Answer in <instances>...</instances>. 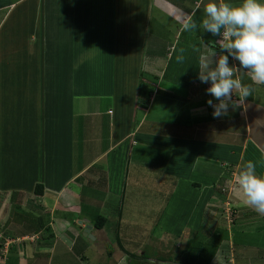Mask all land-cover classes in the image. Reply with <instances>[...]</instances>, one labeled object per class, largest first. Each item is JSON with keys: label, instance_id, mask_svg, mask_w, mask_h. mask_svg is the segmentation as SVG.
<instances>
[{"label": "crops", "instance_id": "0c3cea01", "mask_svg": "<svg viewBox=\"0 0 264 264\" xmlns=\"http://www.w3.org/2000/svg\"><path fill=\"white\" fill-rule=\"evenodd\" d=\"M37 2L36 7H33L35 11L32 10L35 15L34 18L37 19L36 22L35 20L33 21L36 27L39 25L41 30H43L47 25H57L56 20L58 17L55 16L53 11L50 10L51 14H49L47 21H45L43 14L45 12V4L50 2V0H37ZM150 2H152L151 5L155 9L167 17L165 27L162 26L164 25L163 22L156 25L154 29V32L158 33L160 37L162 33L167 32L166 36L160 40V43L156 44L157 47H155L156 45L154 46L155 50H160L163 47L162 42H164L166 53L152 55L153 58H161L159 60H163L161 61V65H163L161 72H147L148 74L143 76L142 71L138 68V61L140 56H142L141 50L147 40L146 34L149 29L147 11H150L151 5L149 3H144L143 7L139 5L138 9H136L138 12L130 14L132 16L128 15V8H123L117 17L119 20L118 25L120 26L119 30L121 31L116 30L120 37L119 42L116 41V43H120L121 48L116 54L120 56L119 60L124 64V68L130 59V54H132L134 56L133 59H136L135 67L138 70L128 71L130 69L126 66L128 70L122 76L124 85L120 88H113L111 92L113 96L110 102L113 101L114 105L112 108L109 107L110 105H108L107 110H103L100 107L103 113H98L96 100L94 99L93 102L95 103L89 106V110L84 107L85 110L83 112L84 115H87L88 110V116L95 118L101 116L100 121L97 118L96 123H91V125H94V130L101 129L103 137L107 136V145L105 149L94 153L93 157L88 158L87 162L76 171L71 174L65 173L64 178L61 172L56 177L47 180L44 177L36 180L38 177L32 176L30 179L36 180L33 184L34 187L36 183L43 184V191L39 195L34 193V188H32L31 193L26 190L24 191L25 194L22 192L21 199L18 190L11 189L6 191V193L9 192L11 194V201H14V196H19L18 201L20 202L16 203V206H20V209L17 210L16 206H14V212L8 213V221L10 223L5 221L10 225L9 228L12 233H10L11 236L6 238L5 242L15 241L12 235L17 236V239L23 240L27 238L33 240L38 233L41 236L37 238L38 244H35V242L34 244H29L27 242V244H19L20 248H17V246L16 248L10 247L9 250L7 246L2 245L3 239L0 238V264H53L54 255H56L54 253H56L57 249L59 250L58 246L61 242L64 244L63 249L66 250V255H71L73 264L78 262L79 264H87L86 254L89 246L87 245V240L80 236V230L85 226L84 219L90 222L92 218L90 212H99L106 217L104 231L107 230V226H110L111 223L113 227L116 226L118 228L120 223L124 221V218L122 221L123 215L121 216L120 212L123 211L121 204L125 202V198L130 199V197H133L137 201V197H139V203H141L143 202L142 200H146L147 197L152 195L148 180H156L154 162L155 165L157 161L162 162L160 175L163 181L161 187H163L158 190H163L165 184L174 185V188L169 191V200L164 210L158 212L155 223L158 226L161 222L168 221L169 227L162 226V231L158 230L157 232H160L159 235L174 237L173 242L179 240L182 242L181 244L190 241L195 243L204 241V238L201 240L194 239L200 235V228L208 227V221L211 220L212 215L211 211H214V206L217 205L219 197L221 196L222 198L216 184L224 179V170L222 168L224 160L232 162L238 172L247 162L252 161L256 165L257 174H264V84H255L251 80L250 75L246 71L241 70L238 76L243 84L252 86L254 89L252 96L245 98L244 104L235 110L230 106L228 115L214 118L212 115L213 108L207 104V100L213 99L214 103H218V101L206 92L210 82L206 84L200 81L198 64L202 56L209 57L212 53H216V56H219L221 53L218 49L210 47L204 40L216 43L221 37L214 36L201 29L197 35V38L202 40L200 47L188 43L189 39L185 42V39L181 38L184 20L191 16L199 24L204 16L203 10L207 0H151ZM229 2L239 3L240 0H229ZM31 6L32 4L27 0H0V71L2 72L0 80H3V83L6 79L4 73L10 71L8 68L18 65H21L20 67L26 66L23 73L20 71L19 76H14V78H19L17 81L14 79V82H22V80L25 82L26 78L29 82H32L36 69L34 71L30 69L27 62L30 59L27 55L29 51H32V54L36 53V51L42 52L43 44H45L46 51H43L44 55L45 53L47 56L53 54L51 50L49 51L48 45L43 43L45 39L43 35L41 37V33L38 30L37 32L34 30V34L31 33L28 39L30 45L25 43L28 29L21 25L27 24L30 9H32ZM76 17L77 14L74 9L66 19L75 22L73 19ZM133 30H135V34ZM123 32L126 33L128 40L122 39L125 37ZM140 32H142V35ZM23 33L26 34L25 37H23ZM131 33L134 35H131ZM139 33L140 35H137ZM37 34L40 36H37ZM109 36L108 34L107 38ZM140 36L141 38L139 39ZM105 41L108 42L107 39ZM108 44V47H111L113 43L109 41ZM181 48L184 49V60L178 62L176 57L181 54L179 51ZM189 49L195 52L193 60L189 59L188 54H186ZM229 63L238 65L239 62L229 57ZM156 67L158 70L159 66ZM112 68L113 66L106 67L108 69L106 74L100 69L92 77L98 80L100 75L106 77L109 75L112 83L117 85V77L112 78L115 76ZM42 75L40 74L37 77L40 87L37 85L34 89L30 88V90L32 89L31 92H33V98H37L38 102L37 110H39V113L37 119L34 120L30 112L28 113L30 114L28 121H25L27 113L23 115L24 120L20 115L17 118L18 122L14 125L15 127H13L9 135L12 143L10 148L7 147L6 143L3 142V145L0 143V146H3L2 149L7 150L5 156V151H0V153L2 152L0 154V179H3L2 186L8 185L7 181H15L20 184L27 173L26 171L32 168V171H35V169L39 168L37 167L38 165L41 167L40 172L42 173L43 161L50 160V158L58 161V155L61 152L65 153L64 157L66 160L70 159L72 155L71 148L73 147L71 146L70 133L71 114L73 112L70 103H75L77 100L75 96L83 97L89 94L96 98L102 93V90L101 92L99 90L90 94L85 91L75 92L77 90L72 91L69 89L60 97L55 94L54 97H51V101L53 103L54 100V103L47 105ZM139 76L142 81L148 82L149 86L152 85L153 91H151L150 98L146 102L145 97L139 94L141 89L139 87ZM20 98L26 100L28 97L21 92ZM234 99L238 98L234 95ZM141 101L143 102L142 104H140ZM25 105H27V101H25ZM59 106H62L61 110H59ZM118 112L128 116L121 120L123 117L117 114ZM20 113L22 114V112ZM103 115L107 118L104 119ZM55 116L68 120L66 126H64L67 132V137L64 141L59 142L58 138H56V132L60 131L63 134V131L55 124ZM169 116H171V119H168ZM39 118H41L40 121L38 120ZM173 120L178 123L179 133H174L175 135L168 132L169 129L167 127L171 125ZM125 121L129 125L123 128V122ZM24 122L30 127L28 128ZM103 123L106 124V127L107 125L111 127L107 131L105 128V133H103ZM158 125L161 129L164 128L160 133L157 132ZM188 128L191 129L190 132H186ZM29 129L30 135L28 134ZM52 134H55V136ZM12 146L18 147L16 152L10 151ZM62 146L65 147V151L60 150ZM156 153L162 156L156 158ZM35 154H38V156L36 155L35 157ZM145 155L147 157L146 161L143 158ZM221 155L225 159L221 158ZM136 156L137 158H135ZM163 157H165L164 161ZM136 159L141 160L137 161ZM102 161L104 168L107 170L105 173L99 168L98 163ZM199 164L201 165L199 166ZM124 165L126 169L123 171ZM92 169H95L93 170L94 177L89 179L87 172ZM102 174H105L103 175L106 177L105 182H102L100 177ZM112 178H115V180H112ZM86 183L87 193L84 187ZM11 187L12 185L9 188ZM104 193L107 194V199L103 202V199H100ZM91 195L96 196L95 198H90ZM232 196L240 204L237 208L242 211L243 215H255L249 223L236 225L240 229L236 230L237 227L234 229L235 238L238 234L249 237L248 232L253 235L252 224L254 233H258L259 229H264V225L255 224L259 221L264 222V216L259 215L252 208L243 204L236 194V187ZM89 199L93 204L92 210H88L90 205L87 202ZM114 199L116 203L111 208V203ZM185 203L188 204L187 220L183 221L180 227L171 229L170 225L174 223L173 215L178 213V216L182 218L181 211H183ZM56 204H58L57 209L55 208ZM117 204H120L118 208H116ZM74 205L79 207L78 211H73ZM85 207L87 208V215L83 212ZM65 210L71 211V219L65 218ZM29 213L34 217L42 216L48 218L45 220L48 221L47 224L53 234L47 235L41 229L42 227L36 232H31L28 227L24 230V227L22 228L20 224L24 223L28 226L25 219H28L26 215H30ZM109 218L112 219L111 222H109ZM73 219H76L75 224ZM78 220L79 222H77ZM175 220L179 221L181 219ZM57 221H60L64 227L60 229V232L59 229L54 230L55 226H57ZM234 221L233 218V225L234 223L236 224V221ZM103 230H94L92 226L91 233L95 238H98ZM94 231L97 232V236ZM115 234L116 230L114 229V236ZM230 238L232 237L230 236ZM225 241L220 243L214 255L215 261L213 263L215 264L228 263L225 258H228V260L232 259L228 250L220 253L221 250L226 248ZM257 241L258 244L255 246L257 251L252 255V259L257 260L261 257L264 262V244L261 242L262 240L257 239ZM234 242V259L231 264H239V254L250 258V255L243 251V249L246 250L245 244L240 245L239 242ZM77 243H80L79 248H76ZM107 243L112 244L113 242L108 240ZM74 248H76V252H73ZM247 248H251V246H247ZM3 249L5 253L1 252ZM7 250L8 252H6ZM20 250H23V252H19ZM58 259L60 262L64 260V258Z\"/></svg>", "mask_w": 264, "mask_h": 264}, {"label": "rangeland", "instance_id": "374dc122", "mask_svg": "<svg viewBox=\"0 0 264 264\" xmlns=\"http://www.w3.org/2000/svg\"><path fill=\"white\" fill-rule=\"evenodd\" d=\"M30 4H32V9H30V16L27 21V24L21 25L22 27H26L28 29V35L26 37L25 43H29L28 41L29 37L31 36V33L34 34V30H38L41 33V37L43 35V43H46L48 45L49 51H52V55L47 56V54L43 53V51H46L45 44H43L42 52L36 51V53L32 54V51H29L28 57L30 58L27 62L29 63L30 69L33 71L35 70L34 77L32 78V82H29V80L26 78L25 82L22 80V82H16L19 80V78H14V76H19L20 71H24L25 66L20 67L14 66L10 69V71H6L4 73V76H6L5 82L3 83L0 80V143L3 142L6 143L7 147L10 148L12 145L9 135L11 134L14 125L18 122V117L21 115L22 119L24 120V116L27 113V117L25 121H28L30 119V114L34 120L37 119L39 110L38 108V102L37 98H33L30 88H36V86L39 85V80L37 77L42 75V81H43V89L45 92V101L47 102V105H51L53 103L51 101V97H54L55 94H57L59 97L62 96L67 90H77L75 92H87L92 94L95 91H99L102 93L99 97L90 96H83V97H77L75 96V103L71 102L70 106L72 108V114H71V125H70V133H71V148L72 155L70 159L66 160L64 157L63 152H61L58 155V161L53 160L50 158V160L43 161V171L40 172L41 167L38 165L37 170L32 171V169L27 170L24 178L22 179L21 183L15 181H7L6 186H2L3 179H0V238L3 240V246H7L8 250L9 248H20V245H23L24 243L27 244H38V236L40 237L41 234H37L36 238H33V240L27 238L26 240L23 239H17V236H14L15 241L5 242L6 238L8 236H11L10 233H12L10 230V225L7 223L9 220V214L11 211H13L14 206H16V203L18 204L20 201H18L19 196L21 199L22 192L25 194V190L27 192L32 191V188H34V182L36 180H39L41 178L52 179L56 177L57 174L61 172L62 177L64 178L65 173H73L76 171L80 166H83L88 158L93 157V154L96 152H100L103 149H105V146L107 145V136L103 137L101 129L94 130V125H91V123H96L97 118L100 121L101 116H98L97 118L88 116V110L89 106L95 102L96 100V108L98 109V113H103L102 110H100V107L104 110L109 107H113V101H111L113 94L111 93L113 88H120L124 85L122 82V76L126 74L127 70L126 66L130 69L128 71L138 70V68L142 71L143 76L147 75V72H157L160 71L163 68V65H161V61L156 58H153L152 55L160 54V51H163L164 53V42H162L163 47L160 48V50L156 49L157 45L160 43V40L164 38L167 34V32L162 33L161 37L158 35V33L154 32L155 26L163 23L164 26L167 24V17L161 12H159L157 9H155L149 0H50V2H47L45 4L44 8V16L45 21L48 20L49 14H51V11L55 13V16L58 17L56 20L57 25L49 26L41 30L40 26L34 24L37 19H35V15L33 14L35 11L33 7L35 8L37 5V0H27ZM144 3H149L150 11H147V16L149 17V29L147 30V40L145 41V44L142 47L140 59L138 61V68L135 67L136 59H133L134 56L130 54V59L127 61V64L125 65L119 60L120 56H118L116 53L121 48L120 43L118 40L120 39L119 35L117 34L116 30L120 29V26L118 25L119 20L117 17L119 16L120 11L124 8H128L127 13L129 16H132L130 14L138 12L139 5H144ZM28 9V8H27ZM76 10L77 17L73 20L75 22H71V20H67V16L69 13L73 12V10ZM33 10V11H32ZM51 10V11H50ZM80 15H79V12ZM143 12V11H142ZM27 14V13H26ZM117 19V20H116ZM35 20V22H33ZM117 25V26H116ZM26 30V29H25ZM31 30V31H30ZM151 30V31H150ZM121 31V30H119ZM201 31V29H197L195 31H185L182 37L188 36V37H194L195 35H198V33ZM19 32V31H18ZM124 33V32H123ZM133 33L135 34V30H133ZM131 33V35H134ZM142 35V32H140ZM137 34V35H140ZM108 34L110 35L108 38ZM125 37L122 39H127L126 33ZM25 33H23V37H25ZM122 35V33H121ZM37 36H40L37 34ZM17 37V35H16ZM141 36L139 37V39ZM24 39V38H23ZM22 39V40H23ZM111 41V47H108V42L105 40ZM223 42V41H221ZM108 44V45H107ZM157 44V45H156ZM156 45V46H155ZM19 46V44H18ZM25 46V45H24ZM23 46V47H24ZM110 46V45H109ZM155 46V47H154ZM30 50V49H29ZM35 51V50H34ZM186 53V52H185ZM165 54V53H164ZM189 59L193 60L194 58V50L189 49L187 51ZM135 55V53H134ZM207 56V55H206ZM201 58V57H200ZM10 59V58H9ZM117 63V64H116ZM116 64V65H115ZM112 72L118 79L117 85H114L110 79V76L107 77L104 75H100L98 77L99 79L96 80L92 77V75H95V72H98V70L102 69L103 72L108 73V69L106 67H111ZM159 66L158 70L156 69ZM91 67V68H90ZM22 69V70H21ZM2 72L0 71V75ZM137 74V73H136ZM14 79L16 80L14 82ZM115 80V79H114ZM139 80H141L139 76ZM38 82V84H37ZM74 83V85H73ZM10 87V88H8ZM38 89V87H37ZM63 89V90H62ZM15 90V91H14ZM21 92L24 94V96L28 97L25 101H27V105H25V101L20 98ZM40 95V94H39ZM92 97V98H90ZM109 98V99H108ZM115 103V102H114ZM143 102L141 101L140 104ZM139 106V105H138ZM137 106V107H138ZM24 107V110H23ZM30 107H33L30 109ZM84 107H87V115H84ZM62 109V106H59V110ZM115 109V108H114ZM119 109V108H116ZM23 110V111H22ZM28 110V112H27ZM22 112V114L20 113ZM30 112V114H28ZM24 113V114H23ZM117 114H120L118 112ZM123 118L121 120L125 119L128 115H122ZM105 118L104 115L102 116ZM264 117V115H263ZM168 119H171V116H169ZM228 119V118H227ZM39 121L41 118L38 119ZM120 120V121H121ZM55 124L59 129L63 131V134L60 131L56 132V138H58L59 142L64 141L67 137V132L64 126H66V122L68 120L66 118H60L59 116L54 117ZM23 122V121H22ZM25 123V122H24ZM118 124V123H117ZM124 127H128L129 123L127 121L123 122ZM25 125H27L25 123ZM28 126V125H27ZM30 126H28L29 128ZM157 132H161L164 130L161 129V127L158 125ZM170 133H179L178 131V123L176 121H172L170 126H167ZM107 129H110L111 127L103 123V133H105ZM119 128V126H117ZM122 128V129H123ZM177 128V130H175ZM15 131V130H14ZM191 129L188 128L186 132H190ZM37 133V131H35ZM69 133V132H68ZM28 134L30 135V129ZM55 136V134H52ZM102 135V136H101ZM175 135V134H174ZM52 136V138H53ZM42 138V137H41ZM2 147L0 146V151H2ZM4 149V148H3ZM18 147L12 146V150L10 151H17ZM65 147H60V150H64ZM5 151V150H3ZM7 151V150H6ZM6 151L4 156L6 155ZM161 152V151H160ZM159 152V153H160ZM2 153V152H1ZM0 153V154H1ZM156 153V158L161 157L162 155ZM38 156V154H35ZM1 156V155H0ZM135 156V155H134ZM13 157V156H12ZM137 158V156L135 157ZM141 158V157H140ZM144 160H147L146 155L143 157ZM221 158L225 159L224 156L221 155ZM227 158V155H226ZM142 159V158H141ZM141 159H136L141 160ZM165 157H163L164 161ZM71 161V162H70ZM135 161V159H134ZM156 161V160H155ZM99 168L101 171H104V173L107 171L104 168L103 161L99 162ZM161 161H157L156 165L154 162V169L156 172V180L154 181L152 179L148 180V183L150 189H152V195L146 198V200H142L143 202L139 203V197H137V201L134 200L133 197L125 198V202H122L121 207L123 211H121L122 221L124 218V221L120 223L118 226V233H119V240L115 242L117 239L114 236V229L117 230L116 226L113 227V224L111 223L110 226H107V230H103L100 234L101 238L99 240H89L87 242V245H89V250H87V257L89 264H95L97 261H99V264H105L108 261V255L114 254L111 256L110 263L113 264H189L187 263V254L188 249L191 247V251L193 250V253L189 256L188 261L191 264H212L214 260V255L217 252V249L220 245L221 238L219 237V243L218 246H213L215 243H210V240L215 239L219 234L220 231L225 230L228 232V237L225 241L226 248L221 250L220 253L225 252L226 250L229 251L230 257H232L231 260H228V258H225L226 262H231L234 259V241L239 242L240 245L245 244L246 250L243 249V251H246L247 254L250 255V258L243 256L242 254H239V264H264L262 261V258H258L257 260L252 259V255L257 251L255 249V246L258 244V240H262L261 242L264 244V229H259L260 231L257 233H254V226L252 227V234L248 232L247 234L249 237L242 236L241 234H238V236L235 238V232L234 229L237 227V224H243V223H249L252 218L255 216L251 214L243 215L242 211H240L237 206L238 204L235 199L230 198L232 194H229V200L226 201V197L221 198L219 197V201L216 206H214V211H211V220H209V215L207 216L208 221V227H204L203 229L200 228L199 230V236L195 237L194 240L203 239L201 242L198 241L196 243H192L193 246H191L190 242H187L185 244H181L179 240H176L173 242L174 237L169 236H163L159 235L162 231L161 227H169V223L161 222L158 226L155 225L157 214L160 211L164 210V207L166 203L169 200V191L170 189L174 188V185L165 184V188L163 190H158L159 188H162L161 185L163 184L162 178H161ZM201 164H199L200 166ZM198 166V167H199ZM235 166L232 165V162L229 160H224L222 163V168L224 170L223 177L227 178L224 183L221 180L220 183H217V186H223V189H227L228 191L232 188L236 187L235 183V177L238 175V171ZM126 169V166L124 165L123 171ZM92 169L91 171L87 172V177L90 179L94 177ZM35 172V173H34ZM34 173V174H33ZM105 174H102L100 177L102 178V182H105L106 177L103 176ZM32 176H37L38 178L33 181L30 178ZM86 179V177L84 176ZM112 180H115V178H112ZM224 180V179H223ZM10 182V183H9ZM227 182V183H226ZM228 182H231L228 184ZM85 183V182H84ZM16 184V185H15ZM12 185L11 188H9ZM20 186V187H17ZM14 187H16L14 189ZM85 189L87 193V183L85 184ZM119 187V184H118ZM18 190L19 196H14V201H11V194L6 193V191L10 190ZM29 191H28V190ZM235 190V189H234ZM233 190V191H234ZM104 192V191H103ZM166 194V195H165ZM87 196V194H86ZM96 196V195H95ZM95 196L91 195V197L95 198ZM102 197V198H101ZM101 199H103V202L107 199V194L104 193L101 195ZM105 197V198H103ZM233 197V196H232ZM99 198V195H98ZM57 201V200H56ZM12 202V203H11ZM88 210H92L93 204L91 203L90 199L87 202ZM116 203V200L111 203V208L114 207ZM59 204V202H58ZM58 204H56L55 208H58ZM242 204V203H241ZM77 205V204H76ZM120 204H117V207ZM187 206L188 204L185 203L183 207V211H181V215L183 217L181 218L178 216V213L174 214V219L170 228L173 229L175 227H180L182 225L183 221H186V212H187ZM73 207V206H72ZM227 208H235V215L233 216L234 220L236 221V224L232 222H228L224 220L225 211H228L230 209ZM16 209L19 210L20 206H16ZM73 211L79 210V207L72 208ZM17 212V211H16ZM83 212L87 215V208L85 207ZM65 218L71 219L72 213L70 210H65ZM76 215V214H74ZM8 216V217H7ZM222 216V217H221ZM28 218V223L31 226V221L29 218V215H26ZM118 218V216H117ZM232 218V219H233ZM44 219H48L44 217ZM175 219H181L179 221ZM190 219V218H188ZM7 222H6V221ZM11 220V219H10ZM34 220H37V218H34ZM112 219L109 218V222H111ZM234 221V222H235ZM6 222V223H5ZM79 222V220L77 221ZM227 223V225H226ZM57 226H55L54 230L61 231L60 229H63V224L60 221L56 222ZM256 225H264V222H256ZM3 225V227H2ZM18 225V224H17ZM22 228L24 227V230L27 229L26 224L21 223ZM34 225V223H33ZM256 227V226H255ZM240 229L239 227L236 228V230ZM160 230L158 233L157 231ZM66 232V231H65ZM237 232V231H236ZM58 233V232H57ZM239 233V231H238ZM157 234V235H155ZM230 235V236H229ZM5 238H4V237ZM82 236V235H81ZM104 239H103V238ZM235 238V239H234ZM110 240L113 242L112 244H107L106 242ZM231 241L232 244H231ZM1 242V240H0ZM5 242V243H4ZM223 242V241H222ZM121 245L124 247V251L122 252L119 249L118 245ZM238 245V244H237ZM80 243L76 244V248H79ZM247 246H251V248H247ZM264 246V245H263ZM64 244L61 242L58 246L59 250L57 249L56 255H54L53 264H73L72 257L66 255V250L63 249ZM203 247V248H202ZM4 248V247H3ZM23 248V247H22ZM34 248V247H33ZM76 248H74L73 252H76ZM2 249V248H1ZM8 250L6 252H8ZM18 250V249H17ZM2 253H5L4 249L1 251ZM19 252H23V250H20ZM65 252V253H64ZM134 252L139 257L134 258L130 256L129 253ZM102 253H104L102 258ZM146 253L147 258H142L141 256ZM7 254V253H6ZM221 257V254H220ZM64 258L63 261H59V259ZM222 258V257H221ZM217 259V258H216ZM202 262V263H201ZM225 263V264H228ZM79 264V262L77 263ZM215 264V263H213Z\"/></svg>", "mask_w": 264, "mask_h": 264}, {"label": "clouds", "instance_id": "9594fccd", "mask_svg": "<svg viewBox=\"0 0 264 264\" xmlns=\"http://www.w3.org/2000/svg\"><path fill=\"white\" fill-rule=\"evenodd\" d=\"M203 11L199 24L189 16L182 28L189 32L199 28L220 36L217 42L223 41L218 43L221 49L219 56L216 53L202 56L198 64L200 81L210 82L206 92L218 101L214 103L213 99H208L207 104L213 108V117L220 118L228 115L230 106L235 110L244 104L245 98L252 96V86L243 84L238 76L241 70L246 71L255 84H264V0H240L239 3L207 0ZM179 51L181 54L176 59L182 62L184 49ZM229 57L238 61V65L230 64ZM234 95L238 99H234ZM235 183L236 194L243 204L264 216V174H257L254 162L249 161L243 166L235 177ZM217 187L223 197L227 196L224 202L232 198L229 194L235 188L228 191L223 186ZM226 214L225 211L224 220L230 222Z\"/></svg>", "mask_w": 264, "mask_h": 264}, {"label": "trees", "instance_id": "16d2710c", "mask_svg": "<svg viewBox=\"0 0 264 264\" xmlns=\"http://www.w3.org/2000/svg\"><path fill=\"white\" fill-rule=\"evenodd\" d=\"M184 30H183V32H181V38H183V40L185 39V42H187V40L189 39V42L188 43H191L192 45H195L196 47H200V43H201V39H198L197 38V35H195L194 37H188V36H185V37H182V35L184 34ZM180 38V39H181ZM204 42L205 43H207L208 45H210V47H214V48H216V49H218L219 50V52H221V49H220V47H219V44L218 43H213V42H211V41H209V40H204ZM161 52V54H164V53H166V51H164V53H163V51H160ZM142 77V76H141ZM139 87H141V89L139 90V94L140 95H142V96H144L145 97V102L146 101H148L149 100V98H150V93H151V91H153V89H152V85H150L149 86V84H148V82H145V81H142V78H141V80H139ZM4 149H2V151H3ZM85 190V189H84ZM42 191H43V184L42 183H36L35 184V187H34V193L36 194V195H39V194H41L42 193ZM13 212H14V210H13ZM91 213V216H92V218L90 219V222H89V224L91 225V226H93V229L94 230H103L104 229V227H105V223H106V217H105V215H103V214H101V213H99V212H93V211H91L90 212ZM30 214V213H29ZM15 215V214H14ZM74 216H76L77 217V215H74ZM75 217V218H76ZM16 218V217H15ZM29 218H30V221H31V226L29 225V223H28V219H25L26 220V222L28 223V228L29 229H31L30 231L32 232H36V231H38L41 227V229H43V231L47 234V235H52L53 233L51 232V228H50V226L47 224V222L48 221H46L45 219H44V217H42V216H39V217H34L33 215H29ZM34 218H37V220H34ZM33 223H34V225H33ZM73 223L75 224L76 223V219L74 220L73 219ZM78 224V223H77ZM86 224V223H85ZM78 226H79V224H78ZM116 230V229H115ZM81 235H82V231H83V228H81ZM118 231V228H117V230H116V234H115V236H116V240H115V242H117L118 240H119V233L117 232ZM94 234H96V236H97V232L96 231H94ZM80 235V236H81ZM85 238L86 240H87V242L89 241L86 237H84L83 235L81 236V238ZM219 237L221 238V240H220V243L222 242V241H224V240H227V238H229L228 237V232H226L225 230H222V231H220V234L215 238V239H212V240H210V243H215L213 246H218V244L217 243H219ZM100 239V238H99ZM97 237H96V239L95 240H99ZM217 242V243H216ZM107 243V242H106ZM187 243V242H186ZM192 241H190V244H191V246H193L192 245ZM195 243V242H194ZM108 244V243H107ZM89 246V245H88ZM87 246V247H88ZM119 246V249L122 251V252H126V253H128V251H124V247H122L120 244L118 245ZM203 248V247H202ZM87 250H89V247H88V249ZM194 250V249H193ZM193 250L191 251V247H190V249H188V254H187V256H186V258H187V263H189V264H191L189 261H188V258H189V256L193 253ZM130 254V256H132V257H134V258H137V257H139L137 254H135L134 252H131V253H129ZM103 255H104V253H102V258H103ZM112 255H114V254H110V255H108V261L105 263V264H113V263H110V260H111V256ZM142 258H147V254L146 253H144L142 256H141ZM202 263V262H201ZM87 264H89V261H88V257H87ZM95 264H99V261H97ZM194 264V263H193Z\"/></svg>", "mask_w": 264, "mask_h": 264}, {"label": "water", "instance_id": "95a60500", "mask_svg": "<svg viewBox=\"0 0 264 264\" xmlns=\"http://www.w3.org/2000/svg\"><path fill=\"white\" fill-rule=\"evenodd\" d=\"M81 222V221H80ZM84 222L86 223L84 228H83V231H82V235L84 237H86L88 240H94L95 237L94 235L91 233V228L92 226L89 224V220L87 219H84Z\"/></svg>", "mask_w": 264, "mask_h": 264}, {"label": "built area", "instance_id": "2783aa9c", "mask_svg": "<svg viewBox=\"0 0 264 264\" xmlns=\"http://www.w3.org/2000/svg\"><path fill=\"white\" fill-rule=\"evenodd\" d=\"M227 209H230L227 212L226 214V218L231 222L232 221V217L234 216V213H235V209H231V208H227Z\"/></svg>", "mask_w": 264, "mask_h": 264}]
</instances>
